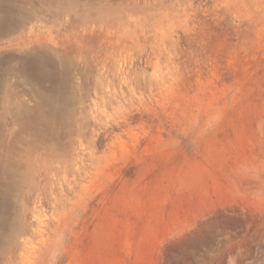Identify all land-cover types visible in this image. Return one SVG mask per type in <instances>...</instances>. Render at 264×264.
<instances>
[{
	"label": "rangeland",
	"instance_id": "obj_1",
	"mask_svg": "<svg viewBox=\"0 0 264 264\" xmlns=\"http://www.w3.org/2000/svg\"><path fill=\"white\" fill-rule=\"evenodd\" d=\"M6 1L0 264H264V0Z\"/></svg>",
	"mask_w": 264,
	"mask_h": 264
},
{
	"label": "bare ground",
	"instance_id": "obj_2",
	"mask_svg": "<svg viewBox=\"0 0 264 264\" xmlns=\"http://www.w3.org/2000/svg\"><path fill=\"white\" fill-rule=\"evenodd\" d=\"M16 1H17V0H7L6 2H8L9 5H11L10 7H12V3H13V2H16ZM18 1H19L18 13H19L20 17H16V15H15V19H14V18H13V13H12V14H11V13L8 14V15H9V16H8V20L11 21V22H13V20H14V22H15V23H18V24H22V22H23L24 20L26 21V20H31V19H34V18L36 19V17H37V18L39 17V12H40L41 10H39L38 8H36V4H38V6H40L41 8H43V7H44V8H45V7H49V9H50V6H52V5L54 4V3H53V0H18ZM18 1H17V2H18ZM6 2H5L4 5L7 4ZM54 2H55V0H54ZM14 4L16 5L17 3H14ZM75 4H76V3H75ZM0 5H1V4H0ZM15 5H13V7H14ZM38 6H37V7H38ZM54 6H55V5H54ZM0 7H1V6H0ZM15 7H17V6H15ZM71 7H72V6H71ZM71 7L69 6V7H68L69 9H68V8H67V9H68L69 11H70L72 8H73L74 10H76L74 7H72V8H71ZM78 7H79V6H78ZM7 8H8V10H9V7H7ZM14 9H15V8H14ZM14 9L12 8V11H13ZM46 9H47V8H46ZM53 9H54V8H53ZM56 9H57V7H56ZM61 9H62V7H61ZM61 9L59 8L60 11H59L58 9H57V11L61 12V11H62ZM73 9H72V10H73ZM90 9H91V8H90ZM0 10H1V8H0ZM5 10H7V9H5ZM8 10H7L6 12H8ZM16 10H17V8H16ZM72 10H71V11H72ZM1 11H2V12H5V11H3V10H1ZM52 11H53V10H52ZM57 11H56V12H57ZM69 11H67V13H68ZM71 11H70L69 13H71ZM2 12H0V13H2ZM9 12H10V11H9ZM9 12H8V13H9ZM42 12H43V11H42ZM75 12L77 13V11H72V13H74V15H75ZM57 13H58V12H57ZM57 13H56V15H57ZM103 13H104V12H103ZM46 14H47V12H46ZM50 14H51V13H50ZM58 14H59V13H58ZM77 14H80V13H77ZM77 14H76V15H77ZM81 14H82V13H81ZM86 14H87V13H86ZM86 14H85V16H86ZM1 15H3V16L1 17V20H2V22H3L4 20L7 19V16L5 17L4 14H1ZM40 15H41V14H40ZM51 15H52V14H51ZM54 16H55V15H54ZM98 16H99V17H98ZM98 16H97V18L100 19V15H98ZM44 17H46V15H45ZM73 17H74V16H73ZM76 17H79V15L76 16ZM89 17L91 18V15H90ZM89 17H88V18H89ZM17 18H18V19H17ZM41 18H42V17H41ZM46 18H47V17H46ZM49 18H50V17H49ZM88 18H87V16H86V18L83 17L84 20H86V19L89 20V21L92 20V18H91V19H88ZM103 18H104V17H103ZM38 19H39V18H38ZM43 19H44V18H43ZM76 19H77V18H76ZM94 19H95V18H94ZM77 20H78V19H77ZM84 20H82V21H84ZM80 21H81V20H80ZM98 21H99V20H98ZM102 21H103V19H102ZM6 22H7V21H6ZM6 22H5V23H6ZM75 22H76V21H75ZM86 22H87V21H86ZM0 23H1V22H0ZM3 23H4V22H3ZM7 23H8V22H7ZM23 23H25V22H23ZM10 24H11V23H10ZM10 24H9V25H10ZM71 25H72V24H71ZM0 26H1V25H0ZM13 26H14V23L12 24V27H13ZM18 26H19V25H18ZM20 26H21V25H20ZM24 26H25V25H24ZM74 26H75V25H74ZM1 27H2V26H1ZM1 27H0V28H1ZM14 27H16V26H14ZM9 28H10V26H9ZM9 28H8V29H9ZM17 28L19 29V28H21V27H17ZM22 28H23V27H22ZM4 29H6V28L4 27ZM18 29H17V30H18ZM2 30H3V28H2ZM14 30H16V29L14 28ZM19 30H20V29H19ZM19 30H18V31H19ZM30 30H31V29H30ZM3 31H4V30H3ZM4 32H5V31H4ZM15 32H17V31H15ZM15 32H14V33H15ZM9 33H10V32H9ZM11 33H12V32H11ZM2 34H3V33H2ZM2 34H1V35H2ZM4 35H5V33H4ZM8 35H9V34H8ZM40 36H41V35H40ZM37 43H38V42H37ZM40 45H41V44H40ZM40 45H39V46H40ZM43 48H44V47H43ZM46 49H47V48H46ZM49 49H50V48H49ZM49 49H48V50H49ZM37 50H38V49H37ZM41 50H43V49H41ZM55 50H56V49H55ZM9 51H10V50H9ZM50 51H51V49H50ZM41 52H42V51H41ZM54 52H56V51H54ZM54 52H53V53H54ZM59 52H60V51H59ZM0 53H1V52H0ZM10 53H11V52H10ZM31 53H33L32 50H31ZM31 53H30V54H31ZM42 53H43V52H42ZM44 53H45V52H44ZM53 53H52V54H53ZM60 53H61V52H60ZM60 53H59V54H60ZM40 54H41V53H40ZM52 54H51V52H50V55H52ZM54 54H55V53H54ZM5 55H8V53L5 54ZM15 55H16V54H14L13 56H15ZM19 55H20V54H19ZM28 55H29V54H28ZM33 55H34V54H33ZM42 55H43V54H42ZM44 55H45V54H44ZM2 56H3V55H2ZM16 56H17V55H16ZM24 56H25V55H24ZM35 56H37V52H36V55H35ZM40 56H41V55H40ZM45 56H46V55H45ZM6 57H7V56H6ZM10 57H12V56H10ZM41 57H42V56H41ZM51 57H52V56H51ZM53 57L57 59L56 56L53 55ZM3 58H4V57H3ZM12 58H13L12 60H14V57H12ZM18 58H19V57H18ZM18 58H17V59H18ZM25 58H27V57L25 56ZM29 58H30V57H29ZM33 58H35L34 61H33ZM38 58H39V57H38ZM38 58L36 59V57H33V56H32V57H31V60H28V58L26 59V60L30 61V63H31L32 65H33V62H35L34 64H37V67H38V70L35 69V68H37V67H35V68L33 69L34 66H31V67H32L31 70L26 69V70H29V71H26V72H27L28 74H30L31 76H33V73H35V72H33V70H34V71L37 70V71H39L40 73H41V71H42V70H41V69H42L41 67H42V64H43L42 61H44V60H41V58H40V59H38ZM54 58H53V60H54ZM21 59H22V58H21ZM21 59H20V60H21ZM58 59H59V58H58ZM3 60H4V59H3ZM5 60H7V58H5ZM12 60H11V61H12ZM15 60H16V58H15ZM22 60H23V59H22ZM24 60H25V59H24ZM24 60H23V61H24ZM26 60H25V61H26ZM9 61H10V60H9ZM11 61H10V62H11ZM25 61H24V62H25ZM57 61H58V60H57ZM64 61H65V60H64ZM18 62H19V61H18ZM18 62H17V63H18ZM24 62H23V63H24ZM51 62H52V61H51ZM54 62H55V61H54ZM68 62H69V61H68ZM0 63H2V62H0ZM28 63H29V62H28ZM28 63H26V64H28ZM30 63H29V64H30ZM57 63H58V62H57ZM62 63H63V62H62ZM52 64H53V63H52ZM59 64H60V62H59ZM0 65H1V64H0ZM22 65H23V64H22ZM22 65H21V67L25 66V65H23V66H22ZM68 65H69V64H68ZM17 66H18V65H17ZM29 66H30V65H29ZM44 66H46V65H44ZM59 66H61V65H59ZM59 66H58V67H59ZM0 67H1V66H0ZM25 67H26V66H25ZM67 67H68V66H67ZM26 68H29V67H26ZM56 68H57V67H56ZM60 68H61V67H60ZM60 68H59V69H60ZM63 68H64V67H63ZM63 68H62V69H63ZM19 69H21V68L19 67ZM47 69H48V68H47ZM51 69H52V67H51ZM51 69L49 68V70H47V71L49 72ZM0 70H1V69H0ZM45 70H46V69H45ZM45 70H44V71H45ZM65 70H66V67H65ZM19 71H20V70H19ZM21 71H24V70L22 69ZM21 71H20V72H21ZM47 71H46V72H47ZM52 71H53V70H51L50 72H52ZM54 71H55V68H54ZM58 71H59V70H58ZM61 71H63V70H61ZM68 71H69V70H68ZM0 72H1V71H0ZM24 72H25V71H24ZM22 73H23V72H22ZM40 73H39V74H40ZM57 73H58V72H57ZM57 73H55V74H57ZM59 73H60V72H59ZM66 73H67V70H66ZM66 73H65V74H66ZM44 74L46 75V73H44ZM53 74H54V73H53ZM24 75H25V74H24ZM48 75H49V74H47V76H48ZM36 76H37V75H36ZM36 76H35V77H36ZM38 76H40V75H38ZM41 76H42V75H41ZM54 76H55V78H56V75H54ZM63 76H64V75H63ZM66 76L69 77L68 75H66ZM28 77H29V76H28ZM42 77H43V76H42ZM44 77H45V76H44ZM44 77H43V78H44ZM51 77H53L52 74H51ZM67 77H66V78H67ZM32 78H33V77H32ZM46 78H47V77H46ZM57 78H58V77H57ZM59 78H61V79H59V80H62L64 77H63V78H62V77H59ZM47 79H48V78H47ZM47 79H46V80H47ZM38 80L42 82V79L40 80V79L38 78ZM46 80H44V81H46ZM57 80H58V79H57ZM63 80H64V79H63ZM48 81H49V80H48ZM50 81H51V78H50ZM53 81H54V82H58V81H55V79H54ZM66 81H68V80L66 79ZM61 82H62V81H61ZM64 82H65V81H63V83H64ZM45 83H46V82H45ZM47 83L49 84V82H47ZM50 83H53V82H50ZM66 83H67V82H66ZM48 84H47V85H48ZM53 84H54V83H53ZM43 85L45 86L46 84H43ZM49 85H50V84H49ZM54 85H56V84H54ZM59 85H60V84H59ZM66 85H67V84H66ZM37 86H38V83H37ZM39 86H40V85H39ZM51 86H53V85H51ZM62 86H63V85H62ZM62 86H61V87H62ZM57 87H59V86L54 87V89H55V88H56V89H59V88H57ZM61 87H60V88H61ZM38 88H39V87H38ZM38 88H37V89H38ZM47 88H48V86H47ZM41 89H42V88H40V90H41ZM51 89H52V88L50 87V90H51ZM38 90H39V89H38ZM62 90H63V88H62ZM47 91H48V90H47ZM53 91H54V90L52 89V92H53ZM58 91H59V90H58ZM35 92H36V94L39 93V92L37 93V90H35ZM43 92H44V90H43ZM43 92H42L41 94H43ZM45 92H46V91H45ZM45 92H44V93H45ZM48 92H49V91H48ZM50 92H51V91H50ZM52 92H51V93H52ZM54 92H55V91H54ZM60 92H61V91H60ZM0 93H1V91H0ZM39 94H40V93H39ZM41 94H40V95H41ZM53 94H54V93H53ZM43 95H44V94H43ZM55 95H56V94H55ZM32 96H33V95H32ZM37 97H38V96H37ZM41 97H43V96H41ZM41 97H40V98H41ZM44 97H45V96H44ZM37 99H38V98H37ZM41 99L44 100L45 98H41ZM41 99H40V101H41ZM2 101H3V100H2ZM36 101H37V100H36ZM40 101L37 102L38 105H39V103H42V102H40ZM44 101H46V100H44ZM47 101H48V100H47ZM47 101H46V102H47ZM43 103H45V102H43ZM47 104H48V103H47ZM22 106H23V105H22ZM39 106H41V105H39ZM46 106H47V105H45V108H46ZM48 107H49V105L47 106V108H48ZM43 108H44V107H43ZM31 109H32V108H31ZM34 109H35V108H34ZM36 109H37V108H36ZM20 110H21V108H20ZM35 111H37V110H35ZM40 111H41V113L43 114L44 111L42 112V106H41V110H40ZM40 111H38V112H40ZM30 112H31V111H30ZM46 112H47V111H46ZM61 112H62V111H61ZM34 113L36 114L37 112H34ZM44 113H45V112H44ZM21 114H22V113H21ZM38 115H39V114H38ZM45 115H46V114H45ZM48 115H49V114H48ZM19 116H20V115H19ZM46 116H47V115H46ZM40 117H44V114H43V116H40ZM50 117H51V116H50ZM26 118H27V116H26ZM36 118H37V117H36ZM36 118H35V119H36ZM54 118H55V117H54ZM57 118H58V117H57ZM59 118H60V117H59ZM64 118H65V117H64ZM33 119H34V118H33ZM60 119H61V118H60ZM23 120H24V119H23ZM37 120H38V119H36V121H37ZM34 121H35V120H34ZM62 121H63V120H62ZM66 121H67V120H66ZM28 122H29V121H28ZM33 123H34V122H33ZM38 123H39V121H38ZM55 123H56V122H55ZM34 124H35V123H34ZM42 124H43V122H42ZM50 124H51V123H50ZM45 125H46V124H45ZM30 126H31V125H30ZM50 127H51V126H50ZM43 128H44V127H43ZM6 154H7V153H6ZM8 159H9V158H8ZM6 161H8V160H4V162H6ZM2 162H3V161H2ZM10 163H11V162H10ZM4 166H6V165H4ZM4 166H3V167H4ZM3 167H2V165H1V168H3ZM8 167H9V166H8ZM8 167H7V168H8ZM1 168H0V169H1ZM25 168H26V167H25ZM10 169H12V167H11ZM10 169H9V170H10ZM24 170H25V169H24ZM1 171H3V170L1 169ZM5 171H6V170H5ZM5 171H4V173H6ZM13 171H15V170H13ZM16 173H17V172H16ZM2 175H3V174H2ZM19 175H20V174H19ZM3 176H4V175H3ZM6 176H7V175H6ZM21 177H22V176H21ZM2 178H3V177H2ZM8 178H9V177H8ZM14 178H15V177H14ZM18 178H19V177H18ZM15 179H16V178H15ZM5 180H6V179H5ZM11 180H13V178H11ZM2 181H3V180H2ZM19 181H20V180H19ZM12 182H13V181H12ZM23 183H24V182H23ZM8 184H10V183H8ZM11 184H12V183H11ZM18 184H19V183H18ZM6 186H7V185H6ZM9 186H10V185H9ZM16 186H17V185H16ZM20 188H21V187H20ZM1 189H2V187H1ZM5 189H7V187H6ZM2 191H3V190H2ZM0 238H1V237H0Z\"/></svg>",
	"mask_w": 264,
	"mask_h": 264
}]
</instances>
